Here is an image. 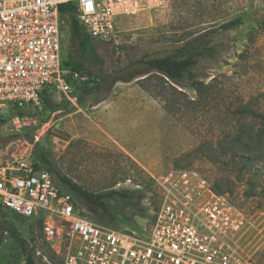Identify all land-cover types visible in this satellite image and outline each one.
<instances>
[{
    "label": "rangeland",
    "instance_id": "rangeland-1",
    "mask_svg": "<svg viewBox=\"0 0 264 264\" xmlns=\"http://www.w3.org/2000/svg\"><path fill=\"white\" fill-rule=\"evenodd\" d=\"M241 15L243 24L222 27ZM263 22L264 0H167L162 7L118 23L125 44L120 50L93 41L97 57L87 61L63 18V60L82 64L103 80V88L75 105L56 96L42 114L20 112L19 120L14 112L7 116L0 110V135L15 136L0 143V163L34 161L36 151L43 149L58 172L83 189L125 194L106 201L117 216L111 221L102 210L80 201L77 208L102 225L139 236L149 233L159 207L155 178L195 169L214 185L220 172L229 174V196L251 222L245 236L247 255L255 264H264V190L255 187L264 188V165L255 162L252 168L259 170L258 176H246L243 183L236 180L239 167L230 164L228 172H222L230 163L224 152L235 146L228 133L237 126L240 106L248 103L264 111ZM202 34L214 48L194 69V78L207 87L205 94L194 90L192 76L177 85L145 65L128 69L131 62L165 56ZM133 74L131 81L118 79ZM5 220L0 211V264H25L22 250L3 227ZM12 222L32 247L63 264L49 251L51 244L37 221Z\"/></svg>",
    "mask_w": 264,
    "mask_h": 264
},
{
    "label": "built area",
    "instance_id": "built-area-1",
    "mask_svg": "<svg viewBox=\"0 0 264 264\" xmlns=\"http://www.w3.org/2000/svg\"><path fill=\"white\" fill-rule=\"evenodd\" d=\"M166 1L0 0V110L19 120L20 112L42 114L44 100L56 96L75 105V87L99 81L64 65L63 4L77 7L93 41L120 50L125 44L118 23ZM155 181L161 198L145 236L90 219L48 170L29 159L0 163V207L9 220L41 222L63 264H255L245 245L250 219L228 194H218L195 169L173 170Z\"/></svg>",
    "mask_w": 264,
    "mask_h": 264
},
{
    "label": "trees",
    "instance_id": "trees-1",
    "mask_svg": "<svg viewBox=\"0 0 264 264\" xmlns=\"http://www.w3.org/2000/svg\"><path fill=\"white\" fill-rule=\"evenodd\" d=\"M61 18H66L70 25L71 40L75 42L80 51V55L84 60L90 58H96L95 47L92 38L86 33L85 28L80 24L77 19V7L73 3H66L60 7ZM244 15L238 16L235 20L224 24V29L235 28L243 24ZM264 26V22L262 24ZM213 47L211 41L207 40L206 35L202 34L193 40L186 42L170 54L161 57H144L137 62H131L128 69H131L138 65H145L149 68L150 72H157L162 74L168 80L174 84L180 85L181 82L187 77L192 76V86L194 90L199 94H205L207 87L202 82L196 80L194 77V69L198 66L201 60L209 58L213 55ZM64 65L71 67L73 70L85 72L93 75L89 70L80 64L71 60H64ZM136 74L125 78H118L123 81H131ZM123 77V76H122ZM95 78H97L95 76ZM99 81L93 85L86 84L75 87V94L78 100H82L85 95L91 94L94 90H100L103 88V80L97 78ZM45 111L52 107L51 100H44ZM57 108V107H56ZM239 117L237 126L233 132L228 133V139L235 141V146L225 150V155L229 158L230 163L226 164L225 170L222 172H228V166L233 165L236 168L239 167L241 175L236 178L239 183H243L246 176H258L259 170L252 168L255 162H259L264 165V111L253 110L248 103L242 104L238 109ZM36 168L48 170L54 177V179L64 188H67L77 201L82 202L86 206H92L96 209H100L110 216V221L117 216L112 215L109 206L106 201L114 196L126 198L125 194L120 192H113L107 194H94L83 189L78 184L74 183L68 177L63 176L56 169L54 163L49 158L48 154L43 149H38L35 153ZM221 175V176H220ZM246 181L250 183L247 179ZM233 185L231 178L228 175L219 173V177L215 180L214 189L218 194H229V190ZM258 189L264 190L262 185H256ZM256 194L252 195L255 197ZM0 211L5 215V221L3 227L9 233L10 237L20 247L23 255L25 256V264H43L37 261V247H32L28 240H26L19 232L18 228L12 222L13 220L7 219V214L0 207ZM18 220V219H14ZM97 221V220H95ZM98 222V221H97ZM41 227V222H37ZM111 223V222H110ZM49 251L56 257L57 255L53 250L48 247ZM42 255L45 256L41 252ZM58 257V256H57ZM49 259V258H48ZM42 260V258H41ZM43 261V260H42ZM53 263L54 260L51 258Z\"/></svg>",
    "mask_w": 264,
    "mask_h": 264
},
{
    "label": "water",
    "instance_id": "water-1",
    "mask_svg": "<svg viewBox=\"0 0 264 264\" xmlns=\"http://www.w3.org/2000/svg\"><path fill=\"white\" fill-rule=\"evenodd\" d=\"M15 136L11 135V136H3V135H0V143L1 144H6L8 143L9 141H11Z\"/></svg>",
    "mask_w": 264,
    "mask_h": 264
}]
</instances>
